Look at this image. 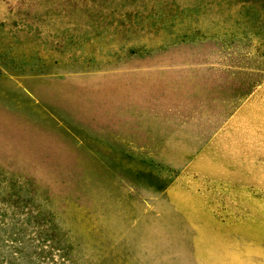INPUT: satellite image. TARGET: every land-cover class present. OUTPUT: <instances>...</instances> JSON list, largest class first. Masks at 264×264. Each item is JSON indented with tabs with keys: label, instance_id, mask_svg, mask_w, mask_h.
<instances>
[{
	"label": "rangeland",
	"instance_id": "obj_1",
	"mask_svg": "<svg viewBox=\"0 0 264 264\" xmlns=\"http://www.w3.org/2000/svg\"><path fill=\"white\" fill-rule=\"evenodd\" d=\"M0 264H264V0H0Z\"/></svg>",
	"mask_w": 264,
	"mask_h": 264
}]
</instances>
